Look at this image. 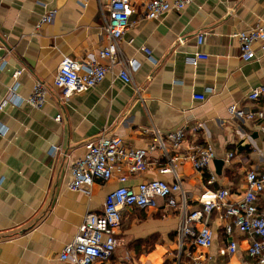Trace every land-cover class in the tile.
<instances>
[{"label": "crops", "instance_id": "0c3cea01", "mask_svg": "<svg viewBox=\"0 0 264 264\" xmlns=\"http://www.w3.org/2000/svg\"><path fill=\"white\" fill-rule=\"evenodd\" d=\"M146 1H133L135 24L120 43L123 55L136 62L132 79L139 95L132 85L107 75L95 88L62 101L52 85L61 59L87 61L106 44L97 0L85 7L79 0H0V53L7 60L0 98L7 96L16 70H22L16 88L20 98L29 96L35 81L48 91L39 110L23 101L0 111V127L7 129L0 138V264H64L59 254L83 217L99 213L105 196L119 185L115 179L96 180L90 195L68 190L71 163L83 155L87 141L101 134L119 137L131 149H147L156 130L169 158L183 159L193 148L210 145L215 158L205 171L194 170L186 160L174 164L188 211L200 208L205 189L228 190L231 201H237L246 172L264 173L258 124L230 112L232 107L264 110V97L247 98L264 83V55L255 44L256 59L243 63L233 38L264 22V0H194L156 21L141 18ZM51 10L56 11L53 22L36 33L38 19ZM195 53L207 59L188 64ZM181 129L183 140L173 149L166 136ZM51 147L59 151L51 155ZM167 157L155 148L147 153V171L129 175L122 168L115 176L125 175L124 185L133 188L150 181L171 184L173 175L160 173ZM259 202L264 204V192ZM179 220V210L163 200L155 208L124 210L115 252L97 264H175ZM225 224L223 213L213 212L211 246L188 251L205 264L252 262L247 237L234 229L226 235ZM230 243L236 245L232 254Z\"/></svg>", "mask_w": 264, "mask_h": 264}, {"label": "built area", "instance_id": "2783aa9c", "mask_svg": "<svg viewBox=\"0 0 264 264\" xmlns=\"http://www.w3.org/2000/svg\"><path fill=\"white\" fill-rule=\"evenodd\" d=\"M134 0H97V7L102 29L105 33L106 44L98 51L95 58L87 61H74L63 58L59 62L53 78V87L57 89L62 101L85 93L110 75L121 80L126 85H132L137 95L139 90L134 85L132 73L136 70V62L127 59L121 49L120 43L125 33L135 24L131 21L134 14ZM194 0H147L144 3L145 20H159L171 12H178L189 6ZM85 7L88 0H79ZM56 11L51 10L43 14L35 25L37 33L42 26L51 24ZM204 36L197 35V45H201ZM239 47V59L243 63L255 60L253 46H259L264 55V22L248 31L233 34ZM3 49L0 46V52ZM147 56L150 51L144 49ZM207 56L195 53L187 59L190 65L206 60ZM7 67L5 56L0 53V73ZM22 70L11 74L12 86L8 88L7 96L0 98V111L8 105L17 106L25 102L34 109H41L46 102L47 88L40 82L33 83L29 96L20 98L16 93L17 80ZM264 97V83L253 88L248 94L249 101L256 102ZM197 101H203L204 96H193ZM230 112L239 118L256 121L260 133L264 138V110L244 111L232 107ZM61 117H55L60 122ZM7 129L0 127V138L4 137ZM184 137L183 129L170 133L166 140L173 149H176ZM155 148L161 150L167 157L165 142L160 133L153 130V139L147 149H131L123 144L119 137L101 134L87 141L83 155L70 165V182L68 190L90 195L96 180L108 183L115 179L118 187L110 191L104 198L102 210L99 213H87L74 238L65 244L59 254V260L64 264H97L110 259L115 252L117 242L115 234L122 223V212L126 209L155 208L157 200H163L167 206L178 209L180 220L176 227V262L175 264H205L200 256H194L188 251L192 247L207 249L212 243V232L209 219L213 212L223 213L226 221L224 230L230 235L236 230L240 235L247 237L249 245L247 256L252 260L248 264H264V204L259 202V196L264 192V173L258 174L248 171L245 174V188L237 201H231L230 193L225 189H205L199 198L200 208L188 211L185 192L176 175L174 164L188 161L196 171H205L215 158V153L210 145L195 147L183 159L167 157V165L160 170L162 174H172L174 182L171 184L163 181H150L136 187L125 186V175L115 176V172L122 168L129 175H137L147 171L146 156ZM59 151L51 147V155ZM174 197H177L174 198ZM235 243L227 247L229 254L234 253Z\"/></svg>", "mask_w": 264, "mask_h": 264}]
</instances>
